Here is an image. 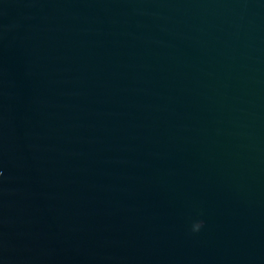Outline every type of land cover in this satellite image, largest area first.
Segmentation results:
<instances>
[{
	"label": "water",
	"instance_id": "water-1",
	"mask_svg": "<svg viewBox=\"0 0 264 264\" xmlns=\"http://www.w3.org/2000/svg\"><path fill=\"white\" fill-rule=\"evenodd\" d=\"M0 173V264H264V0H0Z\"/></svg>",
	"mask_w": 264,
	"mask_h": 264
},
{
	"label": "clouds",
	"instance_id": "clouds-1",
	"mask_svg": "<svg viewBox=\"0 0 264 264\" xmlns=\"http://www.w3.org/2000/svg\"><path fill=\"white\" fill-rule=\"evenodd\" d=\"M2 175V173H0ZM205 221L202 219L194 220L191 224V232L198 233L204 227Z\"/></svg>",
	"mask_w": 264,
	"mask_h": 264
}]
</instances>
